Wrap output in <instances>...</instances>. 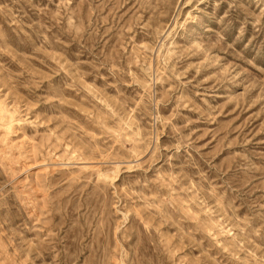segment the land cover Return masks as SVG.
<instances>
[{"label":"rangeland","instance_id":"rangeland-1","mask_svg":"<svg viewBox=\"0 0 264 264\" xmlns=\"http://www.w3.org/2000/svg\"><path fill=\"white\" fill-rule=\"evenodd\" d=\"M0 264H264V0H0Z\"/></svg>","mask_w":264,"mask_h":264},{"label":"bare ground","instance_id":"bare-ground-1","mask_svg":"<svg viewBox=\"0 0 264 264\" xmlns=\"http://www.w3.org/2000/svg\"><path fill=\"white\" fill-rule=\"evenodd\" d=\"M13 121L14 119L9 113V111L0 105V123L6 126L3 132L7 133L9 131Z\"/></svg>","mask_w":264,"mask_h":264}]
</instances>
